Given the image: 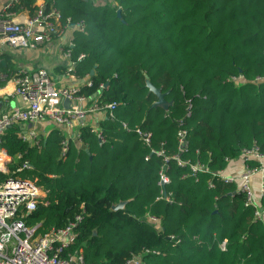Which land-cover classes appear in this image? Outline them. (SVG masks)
I'll return each instance as SVG.
<instances>
[{"label": "trees", "instance_id": "1", "mask_svg": "<svg viewBox=\"0 0 264 264\" xmlns=\"http://www.w3.org/2000/svg\"><path fill=\"white\" fill-rule=\"evenodd\" d=\"M31 1L12 9L32 13ZM56 6L84 28L73 30L71 48L77 79L91 80L80 83V93L116 106L98 122L103 142L82 125L67 138L65 155L59 126L38 134L37 144L17 137L18 126L6 129L2 145L15 158L12 168L26 161L30 167L20 174L50 194L25 223H40L44 233L82 215L71 249L80 248L86 264L131 258L264 264V222L244 204L238 182L220 177L243 149L264 152V80H255L264 76V0H57ZM9 60L0 53V70ZM147 81L165 93L167 109L152 106ZM136 128L151 133L149 145ZM196 161L204 170L193 175L189 163ZM161 169L169 179L164 185ZM119 201L126 202L112 209ZM148 215L160 219L159 227Z\"/></svg>", "mask_w": 264, "mask_h": 264}, {"label": "built area", "instance_id": "2", "mask_svg": "<svg viewBox=\"0 0 264 264\" xmlns=\"http://www.w3.org/2000/svg\"><path fill=\"white\" fill-rule=\"evenodd\" d=\"M57 0H32L34 10L24 19L18 20L14 15L13 6L20 0L9 1L0 11V53L7 48H37L41 44L53 41L65 32H71V37L60 45L62 58L67 62L66 75L77 79L75 73V60L72 59L73 30L83 31V25L71 23L70 17H63L56 6ZM98 2L99 0H91ZM83 57L79 54L77 59ZM13 84V94L19 96L24 106L14 105L0 110V264H86L82 250L71 249L76 236L77 227L82 221V215H75L64 226L39 233L37 228L40 223L28 225L24 218L36 208L38 204H46L50 199L47 188L39 185L30 178L24 177L20 171L29 168L24 161L15 169L12 164L15 158L10 156L2 145V135L12 125L18 126L16 135L31 144H37L38 131L36 124L40 121L51 120L57 124L70 127L75 121L98 110L105 109L108 116L112 117V111L116 103L109 102L100 105L96 98L87 103V96L80 93V85L61 84L56 82L44 68L29 71L19 68L8 73ZM3 76L0 74V80ZM86 79V81H84ZM264 80L256 77L255 80ZM83 84L91 85L87 75L81 79ZM102 87V85H100ZM66 102V104H65ZM104 111V110H103ZM80 123V122H79ZM24 124V125H23ZM26 126V127H25ZM126 126V124H124ZM96 133L100 142L104 141L101 130L96 126H90ZM140 139L149 145L151 133L139 128L135 129ZM184 130L177 132L180 149H186ZM70 131L67 130L62 140L61 154L65 155ZM72 137H76V133ZM20 155L17 154L16 158ZM180 166L186 165V161L174 156ZM241 157L252 159L256 165L247 163L239 175H229L221 171V179L224 183L238 182L237 191L244 195V204L253 208L256 219L264 222V207L260 200L255 198L252 177L259 174L261 178L260 198L264 194V152L256 146L243 149ZM147 158V156H145ZM166 161L167 158L164 157ZM193 175L204 170V165L198 161L189 163ZM168 177L163 170L159 171V183L164 185ZM209 186H213L211 181ZM148 219L157 226L160 219L148 215ZM159 227V226H158ZM224 247V241L220 244ZM124 264H142L137 258H131Z\"/></svg>", "mask_w": 264, "mask_h": 264}, {"label": "crops", "instance_id": "3", "mask_svg": "<svg viewBox=\"0 0 264 264\" xmlns=\"http://www.w3.org/2000/svg\"><path fill=\"white\" fill-rule=\"evenodd\" d=\"M11 0H0V11L3 10L4 6ZM14 15L16 19L21 20L27 17L30 14V11L20 6L19 8L14 9ZM71 37V32H65L63 35L56 37L53 41L41 44L37 48H7L4 47L2 52L10 55L11 66L7 67L5 70H0V74L3 78L0 80V110H5L8 107L18 105L24 106L25 102L20 98V101H14V98L17 97L13 94V84L10 81L8 73L12 70L19 68L27 69L29 71L35 70L37 68L46 69L50 76L61 84L71 85L77 84L80 85L82 80L73 79L66 75L67 62L62 58L59 47L63 42L68 40ZM53 57V58H52ZM93 100V99H92ZM89 99L86 104L92 102ZM66 104V102H65ZM105 111L98 110L93 113L88 114L83 123L77 121L73 122L68 128L64 125L57 124L51 120L40 121L36 124V129L38 134H47L52 127L59 126L61 127L63 134H66V131H70V135L73 136L74 133L77 134L78 128L82 125L96 126L98 122L104 117ZM24 125V124H23ZM26 127V126H25ZM244 158H237L234 160H229L226 169H224L225 174L229 175H239V173L244 168L246 162ZM255 198L260 200V184L261 178L259 174H256L252 177L251 180Z\"/></svg>", "mask_w": 264, "mask_h": 264}, {"label": "water", "instance_id": "4", "mask_svg": "<svg viewBox=\"0 0 264 264\" xmlns=\"http://www.w3.org/2000/svg\"><path fill=\"white\" fill-rule=\"evenodd\" d=\"M120 14V9H117V15ZM146 86L148 88V91L152 92L156 96V100L152 103V106H160L164 109H167V107L170 105V101H166L164 98L163 92L160 91L159 88L152 85L150 82H146ZM83 119L79 120V122H82ZM126 201H119L116 204H113L111 206L112 209H119L124 206Z\"/></svg>", "mask_w": 264, "mask_h": 264}, {"label": "rangeland", "instance_id": "5", "mask_svg": "<svg viewBox=\"0 0 264 264\" xmlns=\"http://www.w3.org/2000/svg\"><path fill=\"white\" fill-rule=\"evenodd\" d=\"M52 58H53V57H52ZM16 96H17V95H16ZM14 101H16V102H17V101H20V97H19V96L15 97V98H14Z\"/></svg>", "mask_w": 264, "mask_h": 264}]
</instances>
